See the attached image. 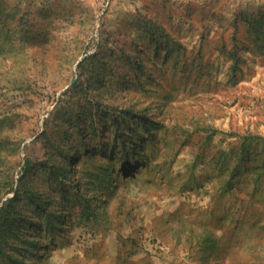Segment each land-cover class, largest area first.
I'll return each instance as SVG.
<instances>
[{
	"label": "rangeland",
	"instance_id": "1",
	"mask_svg": "<svg viewBox=\"0 0 264 264\" xmlns=\"http://www.w3.org/2000/svg\"><path fill=\"white\" fill-rule=\"evenodd\" d=\"M0 211V264H264V0H0Z\"/></svg>",
	"mask_w": 264,
	"mask_h": 264
},
{
	"label": "trees",
	"instance_id": "2",
	"mask_svg": "<svg viewBox=\"0 0 264 264\" xmlns=\"http://www.w3.org/2000/svg\"><path fill=\"white\" fill-rule=\"evenodd\" d=\"M116 124L118 125L119 124V122H118V120H116ZM66 164H67V162H66ZM68 165V164H67ZM66 165V168H65V171L67 172L68 170H69V167ZM68 174V173H67ZM0 213H1V211H0Z\"/></svg>",
	"mask_w": 264,
	"mask_h": 264
}]
</instances>
